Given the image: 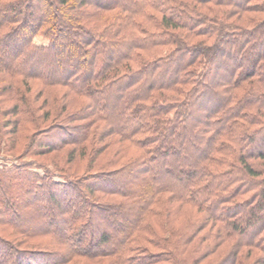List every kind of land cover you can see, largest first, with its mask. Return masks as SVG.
I'll list each match as a JSON object with an SVG mask.
<instances>
[{
  "label": "trees",
  "instance_id": "trees-1",
  "mask_svg": "<svg viewBox=\"0 0 264 264\" xmlns=\"http://www.w3.org/2000/svg\"><path fill=\"white\" fill-rule=\"evenodd\" d=\"M0 82L11 150L70 147L0 166V264L260 262L264 0H0Z\"/></svg>",
  "mask_w": 264,
  "mask_h": 264
},
{
  "label": "rangeland",
  "instance_id": "rangeland-1",
  "mask_svg": "<svg viewBox=\"0 0 264 264\" xmlns=\"http://www.w3.org/2000/svg\"><path fill=\"white\" fill-rule=\"evenodd\" d=\"M34 42L36 44L46 43V41L41 36L35 37ZM5 83H7V82H2L0 84V89L2 88V86L7 85ZM32 96L30 95L29 99L35 98V95H32ZM42 98L40 99V101L38 99L39 103L42 101ZM0 100H1V98H0ZM1 103H4V104H1ZM0 104L2 105V107L4 109L5 107L12 105V102L6 104L5 102L0 101ZM7 118H8L7 116H4V117L2 116V117H0V121H2V122L4 121L7 123V122H9L8 120H10L12 122V119L15 117L13 116L10 119H7ZM6 132H7V130H5V129L0 130V166H2L3 164H6V166L10 168V167H12V166H10L12 164V162H14L16 164H19V161L20 162H28L29 165L27 167L26 166L24 167V168H26L25 169L26 171H30V172L35 171V172L42 174V170L40 168L38 169L36 162H43L46 165L52 166L51 161L55 160V161H58L60 163L59 165H63L62 159L65 157L64 155L70 149V147H66L57 153H52V154L46 155L44 157L40 156V157L34 158V157H31L30 155H25V156L21 155L20 156V154H19L20 149L26 147L30 143V140L34 138V136H36V138H38V136H37L38 133L33 135L32 132L29 131V132H27L26 136L22 137V136H19L20 134L17 135L16 143H15L17 150H15V149L11 150L10 148L14 146L13 145V137L5 135ZM33 145H35V144H33ZM5 158L7 159V161L5 160ZM3 159L5 160L6 163L2 162ZM65 167L67 168L64 171L65 173L73 174V175L79 177L83 174L82 170L85 168V162L77 160L72 165H70L69 167L68 166H65ZM78 169H80V170L78 171ZM153 252H155V251H153ZM257 258H259L260 262L256 263V264H263L264 255L262 253H260L257 255L256 260H257Z\"/></svg>",
  "mask_w": 264,
  "mask_h": 264
}]
</instances>
